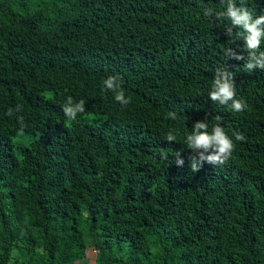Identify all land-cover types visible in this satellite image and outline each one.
I'll use <instances>...</instances> for the list:
<instances>
[{"label":"trees","instance_id":"obj_1","mask_svg":"<svg viewBox=\"0 0 264 264\" xmlns=\"http://www.w3.org/2000/svg\"><path fill=\"white\" fill-rule=\"evenodd\" d=\"M243 6L264 14V0ZM205 8L224 5L0 0V264H264V71L225 56L243 40L231 43L229 21ZM217 68L233 73L244 111L208 97ZM110 75L126 107L102 90ZM69 96L86 102L78 116L103 120L67 121ZM200 120L236 148L193 173L184 140ZM21 131L38 137L17 149Z\"/></svg>","mask_w":264,"mask_h":264},{"label":"clouds","instance_id":"obj_2","mask_svg":"<svg viewBox=\"0 0 264 264\" xmlns=\"http://www.w3.org/2000/svg\"><path fill=\"white\" fill-rule=\"evenodd\" d=\"M224 10L216 11L213 8H205L204 15L206 17H215L217 21H229L225 27L226 34L230 37L231 43L243 40L242 51L229 47L225 49L224 54L229 59L246 60L244 70L252 73L259 69L264 71V50L261 45L264 43V14L254 17L247 7L243 6L244 0H241V6L237 7V0H221ZM238 28L240 31L234 32L233 29ZM247 53V56L243 54ZM102 90L113 93L116 102L122 106L131 103V98L125 96L122 87V80L118 76H108L102 81ZM210 100L220 106H224L232 112L240 113L247 107L246 103L236 98L235 78L232 72L217 68L214 78L211 82V89L208 92ZM21 111V106L17 105L15 109L9 108L7 115L12 117ZM86 111V102L81 99L74 101L69 96L62 105V112L67 121H75L79 114ZM166 118L176 120L175 112H168ZM18 122L23 129V117H17ZM217 121L221 120L220 116H216ZM235 141H245L246 136L242 132H234ZM169 143L176 141L177 136L173 131H169L165 137ZM186 148L191 150L192 155L189 157L190 168L193 173L198 172L205 162L213 166L224 165L232 156L236 148L233 141L220 123H216L209 130V123L206 120L196 121L192 125L191 133L187 134L184 140ZM175 163L183 166L184 160L181 159V152L175 154Z\"/></svg>","mask_w":264,"mask_h":264},{"label":"rangeland","instance_id":"obj_3","mask_svg":"<svg viewBox=\"0 0 264 264\" xmlns=\"http://www.w3.org/2000/svg\"><path fill=\"white\" fill-rule=\"evenodd\" d=\"M104 116L101 113H88L85 114L83 116H78L77 119L75 121L80 122V123H94V124H98L103 120ZM38 137V133H32L29 132L28 134H24L22 131L20 133H18L14 139V146L15 148H19L22 144L27 143L28 141H30L31 139H34ZM16 252L14 251L13 254H15ZM87 260L89 258H86ZM85 264H92V259H90L89 261H86Z\"/></svg>","mask_w":264,"mask_h":264},{"label":"crops","instance_id":"obj_4","mask_svg":"<svg viewBox=\"0 0 264 264\" xmlns=\"http://www.w3.org/2000/svg\"><path fill=\"white\" fill-rule=\"evenodd\" d=\"M90 260V258L87 260L86 258L85 259H83V260H81L79 263H77V264H85V262L86 261H89ZM92 264H94V262H93V260H92Z\"/></svg>","mask_w":264,"mask_h":264}]
</instances>
